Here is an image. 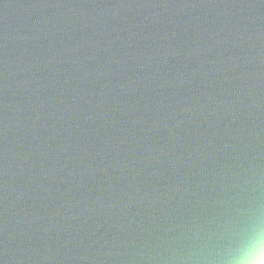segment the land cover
<instances>
[{
  "label": "water",
  "instance_id": "obj_1",
  "mask_svg": "<svg viewBox=\"0 0 264 264\" xmlns=\"http://www.w3.org/2000/svg\"><path fill=\"white\" fill-rule=\"evenodd\" d=\"M264 228V0H0V264H229Z\"/></svg>",
  "mask_w": 264,
  "mask_h": 264
},
{
  "label": "clouds",
  "instance_id": "obj_2",
  "mask_svg": "<svg viewBox=\"0 0 264 264\" xmlns=\"http://www.w3.org/2000/svg\"><path fill=\"white\" fill-rule=\"evenodd\" d=\"M229 264H264V228H257L241 242Z\"/></svg>",
  "mask_w": 264,
  "mask_h": 264
}]
</instances>
